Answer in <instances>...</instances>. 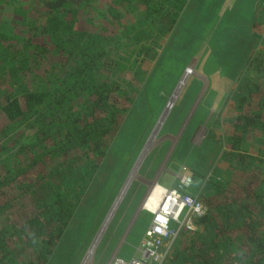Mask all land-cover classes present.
I'll return each mask as SVG.
<instances>
[{"label":"trees","instance_id":"16d2710c","mask_svg":"<svg viewBox=\"0 0 264 264\" xmlns=\"http://www.w3.org/2000/svg\"><path fill=\"white\" fill-rule=\"evenodd\" d=\"M190 1L0 0V264H47L65 249L64 230L133 113L141 89L133 77H145L135 62L173 40ZM129 47L136 57L126 69ZM255 55L254 70L264 71V47ZM256 77L237 78L219 133L224 150L194 182L200 190L189 187L205 213L178 230L161 264H264V79Z\"/></svg>","mask_w":264,"mask_h":264},{"label":"rangeland","instance_id":"374dc122","mask_svg":"<svg viewBox=\"0 0 264 264\" xmlns=\"http://www.w3.org/2000/svg\"><path fill=\"white\" fill-rule=\"evenodd\" d=\"M254 1L264 26L263 0H191L173 40L161 44L152 60L138 57L144 83L136 75L126 79L133 77L141 88L133 113L68 222L61 238L65 249L58 248L47 264H107L114 257L138 256L136 246L151 216L139 205L152 180L171 186L179 174H194L193 184L211 172L224 150L219 133L225 135V121L232 118L237 78L246 72L264 79L263 69L251 63L264 47L252 31L255 18L248 19ZM122 56L130 69L136 54L129 47Z\"/></svg>","mask_w":264,"mask_h":264},{"label":"built area","instance_id":"2783aa9c","mask_svg":"<svg viewBox=\"0 0 264 264\" xmlns=\"http://www.w3.org/2000/svg\"><path fill=\"white\" fill-rule=\"evenodd\" d=\"M188 72L186 69L184 73ZM191 184L192 177L188 174H179L177 184L171 186L153 180L141 205L151 216L137 247L140 255L127 259L114 257L108 264H161L178 230L193 229L195 218L205 213L206 207L198 195L187 191Z\"/></svg>","mask_w":264,"mask_h":264},{"label":"crops","instance_id":"0c3cea01","mask_svg":"<svg viewBox=\"0 0 264 264\" xmlns=\"http://www.w3.org/2000/svg\"><path fill=\"white\" fill-rule=\"evenodd\" d=\"M256 6H257V2L255 3V1H254V2L252 3V5H251V11H250V13H248V19H249V20H251L252 18L254 19V16H255V13H256V12H255ZM153 180H154V179H153ZM153 180H152V181H153ZM155 180H156V179H155ZM150 182H151V181H150ZM150 182H148V186H149ZM175 184H177V183H175ZM175 184H174V185H175ZM147 189H148V187H147ZM139 207H141V206L139 205ZM140 240H141V239H140ZM139 243H140V242H139ZM138 245H139V244H138ZM138 245L136 246V250H137V252H139L138 249H137ZM139 255H140V253H139ZM139 255H138V256H139ZM109 261H110V260H109ZM109 261H108V262H109ZM108 262H107V264H108Z\"/></svg>","mask_w":264,"mask_h":264},{"label":"bare ground","instance_id":"6f19581e","mask_svg":"<svg viewBox=\"0 0 264 264\" xmlns=\"http://www.w3.org/2000/svg\"><path fill=\"white\" fill-rule=\"evenodd\" d=\"M180 85H182V83H181ZM170 105H171V101H170ZM122 194H123V193H122ZM122 194H121V196H122ZM118 199H119V201H120L121 197L119 196ZM118 199H117V200H118ZM118 204H119V203H118ZM92 251H93V249L90 250V255H91ZM87 255H89V254H87Z\"/></svg>","mask_w":264,"mask_h":264},{"label":"water","instance_id":"95a60500","mask_svg":"<svg viewBox=\"0 0 264 264\" xmlns=\"http://www.w3.org/2000/svg\"><path fill=\"white\" fill-rule=\"evenodd\" d=\"M171 104H172V101H171ZM170 106H171V105H170ZM170 106H169V107H170ZM169 107H168V104H167V108H169Z\"/></svg>","mask_w":264,"mask_h":264}]
</instances>
